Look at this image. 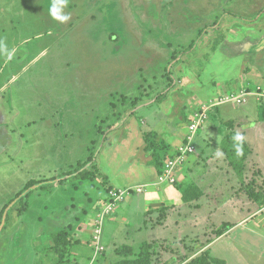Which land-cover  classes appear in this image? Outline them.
Returning <instances> with one entry per match:
<instances>
[{
	"label": "rangeland",
	"instance_id": "obj_1",
	"mask_svg": "<svg viewBox=\"0 0 264 264\" xmlns=\"http://www.w3.org/2000/svg\"><path fill=\"white\" fill-rule=\"evenodd\" d=\"M52 2L0 0V12L8 6L10 13L0 15V213L30 179L62 177V171L73 170L91 157L94 160L84 167L86 178L76 174L74 183H55L35 191L31 209L21 218L12 205L7 209L0 226V264H33L36 253L35 264H45L41 258L54 242L51 235L70 223L77 225L93 206L87 194L107 189L95 159L116 143L113 139L123 138L125 121L134 114L131 109L145 100H152L156 109L147 117L149 142L145 143L156 146L164 159L187 140L195 113L206 109L200 131L211 115L219 113L220 105L231 109L226 117L238 119L250 102L253 115L246 135L250 152L242 161L239 157L242 170H237L221 144L216 147L205 141L208 150L201 154L196 149L187 157L175 184L149 190L147 195L159 197L156 203H167L155 208L172 214L171 224L178 228L167 231V239L141 246L136 254L125 252L123 264H188L206 252L228 264H260L264 236L249 229L263 224L264 231L259 203L264 195V137L255 132L257 128L250 129L258 113L256 96L249 95L242 104L223 102L226 96L241 93L235 89L244 83L252 82L245 89L255 90L258 78L253 71L248 73L244 57H229L219 48L226 37L240 42L243 35L253 37L255 30L264 28V0H68L64 12L70 19L64 23L50 16ZM220 119L230 132L238 131L233 120L224 121L221 114ZM121 145L113 154L121 163H129L124 175L136 179L137 163L131 158L137 155L138 159L140 152L127 157L130 152L124 153ZM217 150L221 157L216 156ZM113 164L114 160L109 170L116 178L122 170ZM48 195H57L59 202L46 208ZM241 196L256 205L245 201L235 210L258 216L216 240L209 250L214 237L228 225L214 230L207 226V203L239 201ZM100 202L104 210L107 199ZM40 213V218L33 216ZM49 216L56 225L45 222ZM185 216L197 217L198 224L188 222L183 227ZM35 220L45 229L36 237ZM39 221L45 223L43 227ZM135 235L137 250L150 238L163 236L147 231ZM100 246L96 251L101 253L102 240ZM91 258H96V252ZM98 259L99 264L115 263L107 256Z\"/></svg>",
	"mask_w": 264,
	"mask_h": 264
},
{
	"label": "crops",
	"instance_id": "obj_2",
	"mask_svg": "<svg viewBox=\"0 0 264 264\" xmlns=\"http://www.w3.org/2000/svg\"><path fill=\"white\" fill-rule=\"evenodd\" d=\"M5 7L6 8H4L3 10L4 12H0V15H4L5 13L10 14L9 12H7L9 10L7 8L8 6H5ZM256 31H258L257 34H256ZM238 40L239 39L227 40V37H226L225 40L221 42L219 49L221 51H224L226 55L229 57H233V56L244 57L246 59V62L247 63L249 62V65L246 67V69L248 70V73H251V71H253V76L255 78H258V81L256 82L257 83L256 86L260 85L264 87V28L262 27L260 28V30L258 29L255 30V35L253 37L250 36V34H247L246 37L244 35L243 37H241L240 42H238ZM242 46L246 48L244 49ZM194 77H196V79L199 82L198 77L196 75ZM197 80L195 81L197 82ZM247 85L251 87L253 83L252 82H249V83L247 82L246 84L244 83L240 87L237 86L235 90L243 91V89H245ZM230 89L232 88L230 87ZM205 91H206L205 95L206 93L207 94L209 93L208 89ZM255 100L256 102L254 101L253 103H255V106L258 109V110L256 109L258 113L255 119L256 123L253 126H251L250 129H252V127H254V129L257 128L255 129V132L259 134L262 138L264 137L263 136L264 135V100L262 102H259L260 99H258V97H256ZM153 104L154 103H152V100L150 101L145 100L141 102L139 105H136L135 108L131 109L132 111H134V114L130 117V119L125 121L126 130H125V134L123 135V138H121V140L123 139L124 143H121L120 142L121 140L113 139L114 141L112 142H116L114 145H108L105 149L100 151V154L98 156L99 167L102 173L106 176L108 187H113V188H111L109 191H107L106 189H103V190H97V192H92L90 194H87L93 206L90 209L86 207L87 211L83 212V216L86 214L85 217L81 216V218L79 219V222L72 230L75 239H77V243L73 246L71 253L68 254L69 259H70L69 264H90V262H92V264H99L98 258H100L101 260L102 258H104V256H107L106 260L114 258L115 259L114 264L116 263L123 264L124 262L122 261L126 258V256H125V252L123 253V250L122 252L120 251V247L124 245L130 246L132 247V250H133L132 253L136 254L141 249V246L147 243L153 242V241L160 240V239H167L164 237L166 232L170 231L171 229L174 230L178 228L176 225L173 226V224H171L172 214L170 215V214L162 213L163 209L155 208V204L159 205L158 203H156V202H159L158 201L159 197H157L154 194L150 196L147 195V193H149V190L155 189L154 191H158V189L162 187V185L158 184L161 170H159V168L156 165L148 163V159H150L151 157L147 155L143 150L144 143L146 142L145 140V133H147L146 127L150 125L148 121L149 118L147 119V117H149V115L152 116L153 115L152 112L156 111ZM250 104L251 103L249 102L248 105L240 111L243 114L239 115L238 119H231L229 117H226L225 114H227L231 109H229V107H223L224 104L220 105L221 107H219V113L217 111L216 113L217 115L216 114L211 115L210 118H208V120L204 123L205 125H203L202 128H200V131L198 130L194 134L193 144L195 147V151L196 149L200 150V153L203 154L204 150H208L204 147L205 141H208L209 143L215 145L216 147L220 146L224 136L229 132L228 126L225 123L221 122L220 114L225 117L224 121L233 120V122L236 123L237 129L239 128L238 131L246 137V141H247L246 135L249 133V128H248V125H249L248 121L250 118L249 115H253V113L250 112ZM232 109H235V107L233 106ZM195 114H198V113H195ZM136 116H139L140 120H137ZM156 116L158 117V115ZM228 116H230L229 113H228ZM1 120L4 123L6 122L5 118ZM215 138H216V141H213V139ZM121 144H125V145H121ZM118 145H121L123 147L122 150L124 153L130 152L127 155V157L130 154L134 155L135 150H136L135 153L140 152V156L138 155V159L136 158L137 155H134L131 158L133 162L137 163L136 165H134L136 167L134 168V172L136 173V176H135L136 179L133 177H126V175H124L123 171L129 167V163H126V164L121 163V161L117 160L119 157L117 158L113 154V152L116 151V147ZM251 153H253L252 149H251ZM49 158L52 159L50 155H49ZM201 159L202 158L198 157V160H201ZM113 160H114L113 167L119 168V166H121V170H122L121 171L122 174H120L116 178L115 176H111L110 174L111 170H109V165L110 163H112ZM192 164L194 165V163ZM140 185H144L146 187V190L143 192H136L134 189ZM119 190H126L123 196V199L115 204L113 210L103 215L102 214L103 208L100 205L102 204L100 202L101 199H104V200L107 199V202H108V200L110 199L109 198L110 193L112 191H119ZM92 194H95L94 197H92ZM33 196L34 194H31L30 196L29 210L31 209V206H32ZM56 196L54 197V195H48L45 198L46 199L45 202L47 203L44 204V207L46 206V208H49L50 204L48 203H51V202L55 206L56 202H59V200H55ZM127 197L129 198L127 199ZM35 198L37 199V201H42V199H40L37 196ZM233 200L235 199H232V200L228 199L226 201H223L219 205L214 204V203H211V204L207 203L206 212L209 214L207 217L208 218L207 226L211 227V229L214 230V229L220 228L224 224L228 225L227 229L223 228V230H221V232L217 234L216 237H214V239L212 240L209 246V250L211 249L212 245L214 244L216 240L231 233V230H233L235 227L241 224L242 225L250 224V222H253L252 220L255 218V216H258L257 213L253 215L252 214L246 215L239 208L235 210L234 208L235 205H240L241 203H245L246 200L244 199L243 196H241V199L239 201H233ZM107 202L105 203V205L107 204ZM246 202L249 203L248 206L250 205V206L255 207L256 205L255 202L254 203L251 201H246ZM163 203H166V202L162 201V204ZM230 208H232L233 211L229 213ZM262 210H264V206H262L260 211ZM88 211H90L91 213L89 216H88V213H89ZM194 214L196 215L197 212L195 211ZM41 215L43 214L41 213L34 214L33 216L35 218L36 217L40 218L42 217ZM100 215H103V216L100 217ZM191 215L193 214L191 213ZM210 217H211V221L209 222ZM48 219L49 220H47L46 218L45 222H49L50 224L56 225V223L53 221L55 218L53 219L52 217L49 216ZM100 219H102L101 220L102 222L101 240H102V245L104 248L101 251V253L96 251V240L94 238V234H95L94 228L97 225V221H99ZM198 220L199 219H197V217L196 218L186 217L185 222H183L182 226L184 227L185 225H187L188 222H190V224H193V226L195 224L197 225ZM33 222L35 225L33 234L35 237L37 235L40 236L39 233L43 234L45 229L39 228V224L38 222H36V220ZM39 223H40V226L45 224L42 221H39ZM262 225L263 224H261V226L259 225L258 227H256V225L249 226V229L255 235L259 233V235L264 236ZM140 231L141 232L147 231L148 234L150 233L153 234L156 232L163 236H159L155 239L150 238L149 241L143 242L139 246L140 248H138L137 250V248L134 247L133 242L136 240L135 233L140 232ZM256 231H259V232L257 233ZM238 249H240L239 246L237 250ZM103 251L105 252L104 255H103ZM95 252H96V258H91L93 256V253ZM263 253L264 251H262V254ZM36 257H37V253H36ZM36 257H34L33 264H35ZM46 258L47 257L44 256V258L42 257L41 260L45 262ZM91 259H94V260H91ZM263 259H264V256L259 259L260 264H264ZM224 260L226 261L225 264H228V260L226 259Z\"/></svg>",
	"mask_w": 264,
	"mask_h": 264
},
{
	"label": "trees",
	"instance_id": "obj_3",
	"mask_svg": "<svg viewBox=\"0 0 264 264\" xmlns=\"http://www.w3.org/2000/svg\"><path fill=\"white\" fill-rule=\"evenodd\" d=\"M235 103V102H234ZM228 126V124H227ZM229 128V126H228ZM235 132H229L224 136L221 146L223 150L226 152V154L231 157L232 161L234 162L235 166H237V170H242V165L239 163V157H236L234 154V150L232 148V140L231 137L233 136ZM145 140L146 142H149L148 140V134L145 133ZM147 144V145H146ZM148 143H145L143 146V150L146 153H151V158L148 159L149 164L156 165L159 170L162 171L165 160L164 157L158 154V150H156V146L149 145ZM151 147V148H150ZM155 147V148H154ZM250 152V149L248 148L247 141L245 140L244 144V155L241 157V161L244 160V157L246 154ZM146 153V154H147ZM173 154L172 156H174ZM227 156V157H228ZM98 158L96 157V164L101 172V174L105 177V180L107 182L106 176L102 173L99 164H98ZM94 159L93 157L87 159L82 164L75 167L73 170L70 171H62L61 176L62 177H49L41 180L36 179H30L26 185L13 197L7 204L4 205L1 213H0V226H3V218L4 214L6 213L7 209L12 205V208L15 207L17 209L18 217L21 218L28 210L30 206V196L33 194L36 190H39L42 187L52 186L55 183L58 185H66L69 183H74L75 181V175L78 174L82 179L86 178L87 176V168L85 169L88 162H92ZM184 163V162H183ZM182 163V164H183ZM179 168V167H178ZM178 171V169H177ZM68 174L70 176L69 179H64L63 175ZM82 181H78V183H81ZM113 187H107V191H109ZM110 198V197H109ZM262 206H264V195L260 199L259 202ZM6 217V216H5ZM76 225H72L71 223L68 224L65 228H62L56 232H54L51 236L53 238V244L49 247L48 251L43 255L42 257L46 256V261L43 262L45 264H69V253H71L73 246L77 243V239H75L73 234V229ZM124 252L132 253V247L124 245L120 248ZM142 252V251H141ZM144 252V251H143ZM48 253V254H47ZM49 262V263H48ZM226 261L222 258H218L215 256L210 255L209 252L203 253L202 255L193 258L188 264H225Z\"/></svg>",
	"mask_w": 264,
	"mask_h": 264
},
{
	"label": "built area",
	"instance_id": "obj_4",
	"mask_svg": "<svg viewBox=\"0 0 264 264\" xmlns=\"http://www.w3.org/2000/svg\"><path fill=\"white\" fill-rule=\"evenodd\" d=\"M249 95H254L260 98H264V88L261 86H257L255 90H243L241 93L237 94H231L229 96H226L227 101H233L238 104H242L246 101L247 97ZM206 110V109H205ZM201 112L200 114H196L197 118L191 123L190 125V134L187 137V140L179 146L177 151L175 152L174 156L169 157L165 160L163 169L160 173L158 184H175L177 182L178 176H177V169L178 167L187 159V157L195 152V147L193 144V136L197 132L198 127L202 124L203 116L205 114V111ZM136 192H143L146 190V187L144 185L137 186L134 189ZM126 190H119V191H112L110 193V199L107 202L105 209L102 210V214L109 213L116 203L121 201L123 199V196L125 194ZM103 215H100L102 217ZM102 219L97 221L96 230L94 234V238L96 240L97 246L96 249L100 246V240H101V222ZM98 250V249H97Z\"/></svg>",
	"mask_w": 264,
	"mask_h": 264
},
{
	"label": "clouds",
	"instance_id": "obj_5",
	"mask_svg": "<svg viewBox=\"0 0 264 264\" xmlns=\"http://www.w3.org/2000/svg\"><path fill=\"white\" fill-rule=\"evenodd\" d=\"M68 6V0H53L49 9V14L55 21L64 23L70 19L69 14H65L64 9ZM232 148L236 157L244 155V144L246 137L239 131L235 132L231 137ZM216 156L221 157L223 153L219 150L216 151Z\"/></svg>",
	"mask_w": 264,
	"mask_h": 264
},
{
	"label": "water",
	"instance_id": "obj_6",
	"mask_svg": "<svg viewBox=\"0 0 264 264\" xmlns=\"http://www.w3.org/2000/svg\"><path fill=\"white\" fill-rule=\"evenodd\" d=\"M158 204H160V203H158Z\"/></svg>",
	"mask_w": 264,
	"mask_h": 264
}]
</instances>
